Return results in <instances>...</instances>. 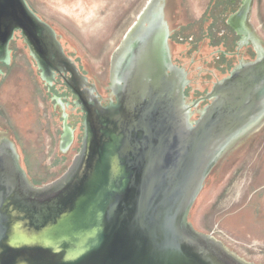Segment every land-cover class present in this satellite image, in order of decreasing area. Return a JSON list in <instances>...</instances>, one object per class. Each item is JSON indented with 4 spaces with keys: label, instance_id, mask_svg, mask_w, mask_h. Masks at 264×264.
<instances>
[{
    "label": "water",
    "instance_id": "1",
    "mask_svg": "<svg viewBox=\"0 0 264 264\" xmlns=\"http://www.w3.org/2000/svg\"><path fill=\"white\" fill-rule=\"evenodd\" d=\"M148 1L0 0V52L8 58L9 44L12 59L0 75V264H264V51L228 77L237 58L224 69L217 54L235 51L219 30L239 2L163 0L188 100L222 79L195 102L206 107L194 127L174 125L161 76L165 100L100 124L86 117L84 151L67 171L79 135L62 153L61 112L14 32L26 42L45 33L106 99L112 55L142 27ZM238 20L264 47V0H244L228 23ZM12 169L29 193L65 185L38 202L18 192Z\"/></svg>",
    "mask_w": 264,
    "mask_h": 264
},
{
    "label": "flooded vegetation",
    "instance_id": "2",
    "mask_svg": "<svg viewBox=\"0 0 264 264\" xmlns=\"http://www.w3.org/2000/svg\"><path fill=\"white\" fill-rule=\"evenodd\" d=\"M227 1L229 6H234L236 2H239V7L225 20L223 25L224 28L219 30L220 40L218 44L226 48H229L233 43L235 45V51L233 53L217 50V54L222 57L221 62L222 66H224L223 68L228 69L229 67V62L226 61L227 58H237L236 64L230 68L226 77H228L236 67L254 62L260 55V52L264 51L262 43L245 27V22L241 23L240 20H238L233 22V25L228 23L230 16L239 10L244 0ZM225 9L226 7H223L222 14ZM143 17L142 27L131 36V40L127 44V47L120 49L121 43L112 55L110 87L106 99H103L95 85L80 72L73 61L68 63L62 59L58 51L54 49L55 47L49 43V38L45 33H37V41L29 38L26 42L24 35H22L20 31L14 32V34H20L30 56L35 62L36 68L39 70L40 79L45 84L47 92L51 95L52 101L59 107V111L61 112V133L59 136V148L61 152L65 153L68 151L79 135L78 150L67 171L75 166L76 161L84 151L87 125H89L88 122H86L87 116L95 118L100 124L105 118H113L114 115L118 117L119 114H124L128 107L133 108L132 111L136 110L138 107L137 109L141 111L146 107L144 104L147 103V101L159 102L161 99L165 100L166 95H168L169 100L173 104L171 112L174 125H178L179 129L183 125H189L191 126L190 128H192L195 125L194 122L199 119L200 114L206 107L199 108V104L205 101L198 102L194 105L195 102L206 96L214 85L222 80L214 82L211 85L210 91L204 96L189 101L186 95V90L190 87V81L187 79V72L182 67L177 66L172 60L170 39L173 33L170 32L166 22L163 0H149L146 9L143 11ZM136 23H134L130 29L133 28ZM163 23L168 31L166 38L163 35L165 30V28H163ZM210 38L213 43L214 38ZM244 49L245 52L249 49V60L239 57L241 50ZM8 53V58H5L3 52H0V68H4L5 71L9 69L12 61L9 44ZM62 54L65 56L64 53ZM5 71L3 72L0 70V75L4 76ZM70 71H74V74H71ZM161 76L164 77V81L168 82L171 87V91H168L169 93L166 95L162 90V86L165 82H162ZM138 83H140L139 87ZM179 86H182L181 95L184 98L183 105L179 104L178 101ZM209 104L210 101L208 102V105ZM67 111L73 114L71 122L68 121ZM183 112L188 114L185 121ZM193 114L197 115L196 119H192ZM75 125H78V127ZM98 127H100V125H98ZM76 129L78 133L75 132ZM66 136H68L66 138L67 140L64 141ZM4 142L5 138H0V148ZM7 160L10 162V156L7 157ZM8 165L11 164L8 163ZM12 177L18 186L19 193L21 192L20 189H22V191L26 193L25 196H28L30 199H35L38 202L54 198L60 193L57 191L62 189L65 185L61 187L57 185L51 189V191L34 194L33 192L29 193L18 171L14 170Z\"/></svg>",
    "mask_w": 264,
    "mask_h": 264
},
{
    "label": "rangeland",
    "instance_id": "3",
    "mask_svg": "<svg viewBox=\"0 0 264 264\" xmlns=\"http://www.w3.org/2000/svg\"><path fill=\"white\" fill-rule=\"evenodd\" d=\"M0 70H1V68H0Z\"/></svg>",
    "mask_w": 264,
    "mask_h": 264
}]
</instances>
